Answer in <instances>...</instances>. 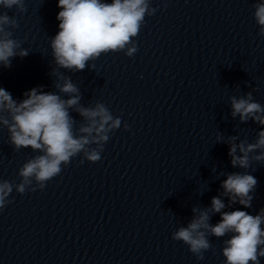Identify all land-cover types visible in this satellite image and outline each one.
Returning <instances> with one entry per match:
<instances>
[{
    "label": "clouds",
    "instance_id": "obj_1",
    "mask_svg": "<svg viewBox=\"0 0 264 264\" xmlns=\"http://www.w3.org/2000/svg\"><path fill=\"white\" fill-rule=\"evenodd\" d=\"M0 6L6 9L15 6L21 13L27 11L25 0H0ZM57 6L61 11L56 17L59 31L50 43L52 56L58 68L74 71H83L90 61L102 54L125 52L126 56L133 57L138 51L135 38L145 17L153 16L157 11L150 7V0H111L110 3L104 0H58ZM254 19L259 26V35L264 36V0L255 5ZM9 27H18L17 20L6 13L0 14V65L4 67L11 66V58L29 54L21 48V41L12 38ZM55 87L68 98L44 92L41 86L25 92L26 98L17 101L7 90L0 88V124L7 127L11 145L16 150L30 148L42 153L27 160L19 169L20 183L0 180V210L11 203L8 197L14 188L19 194L43 190L62 172V166L69 165L80 154H83L81 163L84 160L98 162L110 134L121 127V118L114 117L105 104L80 105L79 89L70 78H64L63 83L57 82ZM231 107L232 116L238 115L241 122L252 120L262 126L254 143H236L237 137L229 138L228 155L232 166L248 169L252 161L264 162V105L255 102L249 92L239 98L231 97ZM69 109L79 113L86 123L74 130L76 120ZM128 127L125 123V130ZM257 152L259 154L252 155ZM257 183L251 174H229L221 184L229 206L239 203L250 208L251 193ZM225 207L224 200L215 196L211 200V209L193 208L198 215L186 227H179L172 239L188 245L190 252L202 260L211 248L209 235L220 238L231 233L222 249L225 264H260V258L264 257V208L260 214L251 215L243 210L222 211ZM210 212L220 214V220L214 225L209 222Z\"/></svg>",
    "mask_w": 264,
    "mask_h": 264
}]
</instances>
